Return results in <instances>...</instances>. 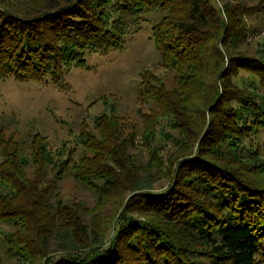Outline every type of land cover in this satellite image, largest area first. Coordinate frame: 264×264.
I'll use <instances>...</instances> for the list:
<instances>
[{"label":"trees","instance_id":"1","mask_svg":"<svg viewBox=\"0 0 264 264\" xmlns=\"http://www.w3.org/2000/svg\"><path fill=\"white\" fill-rule=\"evenodd\" d=\"M263 3L225 2L221 13L212 0H43L19 14L0 0V78L57 83L67 68L87 66L86 52L122 48L159 11L152 37L176 86L142 79V94L177 132L169 135L172 176L160 192L148 173L168 167L152 144L158 117L143 134L144 178L128 152L136 132L128 142L124 124L107 113L95 118L98 127L106 120L100 138L82 132L93 157H80L75 178L103 200L108 191L121 195L119 212L105 214L101 229L85 222L81 201L60 198L48 177L71 158L38 133L16 140L0 125V264H264V156L253 141L264 129V54L240 50L244 17L264 13ZM240 69L255 78L234 81Z\"/></svg>","mask_w":264,"mask_h":264},{"label":"rangeland","instance_id":"2","mask_svg":"<svg viewBox=\"0 0 264 264\" xmlns=\"http://www.w3.org/2000/svg\"><path fill=\"white\" fill-rule=\"evenodd\" d=\"M37 1L43 0H2L4 6L7 3L9 8L16 7L19 14ZM212 1L221 9V13L225 2L231 6L241 5V2L250 6L263 3V0ZM160 15L159 11L148 14L140 27L126 36L122 48L106 54L86 52L87 66L67 68L59 83L50 77L42 80H20L13 75H7L0 78V125L6 128V136L28 141L29 136L38 133L47 139L51 151L63 152V160L70 157L64 171L56 175L50 172L48 177L54 179V190L60 198L64 201H81L86 209L85 222H95L101 229L105 227L103 224L106 215H113L115 218L120 208V191H108L103 195L106 196L103 200L104 197L99 198V192L84 186L73 173L74 164L79 162L83 154L89 155L91 160L93 157L94 148L89 151L81 143L82 132L90 133L96 140L101 137V129H106L104 118L99 127L96 125L97 116L107 113L108 117L113 116V119L122 122V136H126L128 142L132 139L133 132H136L137 136L128 147V152L136 157L133 172L141 177L145 174L139 170L145 173L144 167L150 158L143 142V134L153 121L150 118L158 117L155 120L159 123L153 124L158 135L152 144L159 150L156 154L162 156L168 167L164 171H148L155 178L153 190L163 191L172 176L169 167L171 162H175L173 154L176 148L169 135L177 136V132L162 118L160 110L150 96L142 94L141 84L142 79L152 84L162 80L167 89L176 86V72L163 64L152 37V27ZM244 21L248 26V36L240 50L260 59V53L264 54V13H250L244 17ZM236 75L234 81L246 80L247 77L255 78L253 75L249 77V73L244 69H240ZM253 141L260 147L264 156V129L254 135ZM92 142L90 143L94 145ZM245 144L248 146L250 140L247 139ZM122 195L124 202H130L133 197L128 190ZM134 215H138V212L134 211ZM111 233L112 229L103 236L102 247L109 243Z\"/></svg>","mask_w":264,"mask_h":264}]
</instances>
